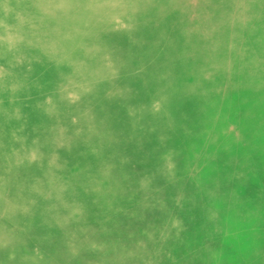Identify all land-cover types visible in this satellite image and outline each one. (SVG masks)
<instances>
[{
	"label": "rangeland",
	"instance_id": "rangeland-1",
	"mask_svg": "<svg viewBox=\"0 0 264 264\" xmlns=\"http://www.w3.org/2000/svg\"><path fill=\"white\" fill-rule=\"evenodd\" d=\"M263 98L264 0H0V264H264Z\"/></svg>",
	"mask_w": 264,
	"mask_h": 264
},
{
	"label": "bare ground",
	"instance_id": "bare-ground-1",
	"mask_svg": "<svg viewBox=\"0 0 264 264\" xmlns=\"http://www.w3.org/2000/svg\"><path fill=\"white\" fill-rule=\"evenodd\" d=\"M228 4V3H227ZM240 32H241V30H240ZM162 41V40H161ZM36 49H39V57H40V59L38 60L35 56H34V54L32 53V51L31 50H36ZM31 50H30V52H29V60L28 61H30L31 62V64H32V72H33V70H40V65H39V63H41V60L42 61H46V56H47V52H45V51H43L42 49H41V46L39 45V44H36V45H34L32 48H31ZM263 50V49H262ZM262 52V51H261ZM259 53H260V51H259ZM261 54H263V52L261 53ZM72 67V64L69 62L68 63V68H71ZM45 68V67H44ZM44 68H43V70H44ZM235 85V84H234ZM235 87V89H236V85L234 86ZM255 96V95H254ZM264 99V98H263ZM263 102V101H262ZM264 103V102H263ZM260 105H261V102H260ZM255 112H256V110H255ZM260 112V111H259ZM254 115V114H253ZM256 115V114H255ZM254 115V116H255ZM257 116V115H256ZM260 116V115H259ZM262 116V115H261ZM253 117V116H252ZM255 118V117H254ZM263 118V117H262ZM261 118V119H262ZM256 119V118H255ZM258 119V118H257ZM260 119V118H259ZM251 120H252V118H251ZM259 121V120H258ZM250 123V122H249ZM259 126V125H258ZM260 126H262V125H260ZM257 127V126H256ZM259 129H262V127L260 128L259 127ZM256 130H258V129H256ZM259 132V131H258ZM250 135V134H249ZM253 135V134H252ZM252 135H250V136H252ZM247 137H248V135H247ZM255 137V136H254ZM257 139V138H256ZM262 141V140H261ZM263 143H264V141H263ZM256 145H260L259 143H257ZM260 147V146H259ZM263 146H261V148H262ZM262 152V151H261ZM260 152V153H261ZM263 153V152H262ZM255 155V154H254ZM258 161V160H257ZM263 161V160H262ZM261 162V161H260ZM260 165V164H259ZM259 167V166H258ZM260 171V170H259ZM262 171V170H261ZM263 172V171H262ZM259 176V175H258ZM261 178V177H260ZM254 184V183H253ZM255 185V184H254ZM258 185V184H257ZM255 194H253V196H254ZM259 252V251H258ZM257 253V252H256ZM259 262V260H256V261H254V263L255 264H259L258 263Z\"/></svg>",
	"mask_w": 264,
	"mask_h": 264
}]
</instances>
